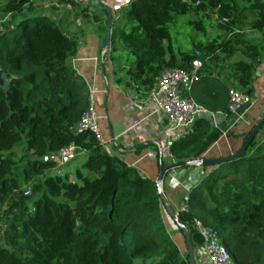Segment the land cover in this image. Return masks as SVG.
I'll use <instances>...</instances> for the list:
<instances>
[{
	"label": "trees",
	"instance_id": "trees-1",
	"mask_svg": "<svg viewBox=\"0 0 264 264\" xmlns=\"http://www.w3.org/2000/svg\"><path fill=\"white\" fill-rule=\"evenodd\" d=\"M30 8L31 0H0V264H188L165 231L154 182L91 132L74 131L89 106L70 62L78 40ZM111 22L104 55L139 98L163 68L188 71L201 54L191 98L229 115L227 90L250 95L252 60H264V0H130ZM224 70L228 79L218 77ZM210 131L194 118L170 143L171 163L195 159ZM67 145L85 155L72 178L48 158ZM156 163L166 165L159 154ZM187 197L177 214L193 249L202 244L197 220L232 264H264V138L255 134L240 157L211 167Z\"/></svg>",
	"mask_w": 264,
	"mask_h": 264
},
{
	"label": "crops",
	"instance_id": "crops-1",
	"mask_svg": "<svg viewBox=\"0 0 264 264\" xmlns=\"http://www.w3.org/2000/svg\"><path fill=\"white\" fill-rule=\"evenodd\" d=\"M130 0H89L87 5L78 7L66 5L62 0H31L29 14L43 16L56 22L65 32L78 40V47L73 59L70 60L75 72L84 80L88 90L89 104L95 110L103 149L111 156L122 160L133 167L139 175L154 182L157 173L156 154L162 157L166 165L172 159L167 149L161 150L166 142L161 134V125L153 116L143 118L146 112L136 104L139 98L133 90L125 85V76L120 70L112 72L105 48L101 47L107 27L108 15L111 19L123 15ZM84 7L85 12L79 13ZM120 20L115 25L120 26ZM112 24V22H111ZM258 33H249L250 40L255 41ZM254 73L250 80L251 94L239 110L241 117L234 121L233 115L210 113L200 109L194 118L202 117L208 121L211 131L205 138L197 156L194 158H221L235 152L248 130L264 112V60H252ZM113 73V74H112ZM219 78L228 79L229 72L224 70ZM184 135L175 132L170 135L173 142ZM256 138H264V129L256 133ZM77 165L64 169L72 178ZM68 162V161H67ZM211 169L199 165L177 167L165 172L161 191L170 205L177 212L181 205V197L200 181ZM161 217L165 231L171 234L180 254L186 252L181 233L174 230V223L169 219L161 205ZM173 233V235H172ZM194 256L197 264H206L201 245L197 246Z\"/></svg>",
	"mask_w": 264,
	"mask_h": 264
},
{
	"label": "built area",
	"instance_id": "built-area-1",
	"mask_svg": "<svg viewBox=\"0 0 264 264\" xmlns=\"http://www.w3.org/2000/svg\"><path fill=\"white\" fill-rule=\"evenodd\" d=\"M66 5L71 3L87 5L89 0H62ZM6 19V15L0 18V23ZM201 61L195 59L191 62L190 69L184 71L179 68L165 67L153 83L151 89L142 98H138L136 104L146 114L143 118L153 116L155 121L161 125V134L166 142L161 150L168 149L171 141L170 135L178 132L185 135L190 130L195 115L200 108L195 104L190 95L191 85L197 80V69ZM249 97L234 88L227 90V112L234 116V121L239 120L240 108L248 101ZM76 133L84 131L91 132L101 143L97 115L92 104H89L86 111L82 113L75 125ZM84 152L75 145H67L60 148L56 153H50L48 158L56 160L57 166L67 162L78 153ZM56 172V171H55ZM187 193L181 197V205L178 211H185ZM193 226L202 239V250L206 258V264H232L229 254L219 243L215 232L193 220Z\"/></svg>",
	"mask_w": 264,
	"mask_h": 264
},
{
	"label": "water",
	"instance_id": "water-1",
	"mask_svg": "<svg viewBox=\"0 0 264 264\" xmlns=\"http://www.w3.org/2000/svg\"><path fill=\"white\" fill-rule=\"evenodd\" d=\"M110 25H111V17H110V15H108L107 27H106L105 34L103 36L102 43H101V47L102 48L106 47L108 36H109V32H110ZM197 57H198L199 61H201V62L204 60V56L201 55V54H198ZM1 83H2V81H1V72H0V84ZM263 122H264V112L257 119V121L251 127V129L246 134V136L243 138L239 148L235 152L230 154L228 157H222V158H195V159H192V160H189V161H185V162H182V163H171V164H168V165H162L158 169L157 176H156V178L154 180L156 193L159 196V199L161 201V205H162L164 211L166 212L168 217L173 221V223L175 224L176 228L179 229V231H180V233H181V235L183 237V241H184V245H185V249H186V255H187V263L188 264H197L196 260H195V256H194L193 246H192L191 241H190L189 231L184 226V224L182 223L181 219L179 218L177 212L170 205V203L167 201V199L164 197V195H163V193L161 191V182H162V179H163V176H164L165 172H167V171H169L171 169L177 168V167H183V166H188V165H199L201 167H213V166H216L217 164L222 163V162H224L226 160H234V159L240 157L244 153L245 148L248 146V144L251 141V139L260 130Z\"/></svg>",
	"mask_w": 264,
	"mask_h": 264
},
{
	"label": "rangeland",
	"instance_id": "rangeland-1",
	"mask_svg": "<svg viewBox=\"0 0 264 264\" xmlns=\"http://www.w3.org/2000/svg\"><path fill=\"white\" fill-rule=\"evenodd\" d=\"M127 9H128V8L123 9V12H122L123 15H125ZM123 17H124V16H123ZM123 17H121V25H122V23L124 22ZM118 51H119L118 53L120 54V58H121V59L125 58V55H126V49H123L122 46H119ZM112 74H113V73H112ZM83 153H84V152H80V153H78L75 157L70 158V159L68 160V162H65V163H62V164L59 165V166H56L55 171H56L57 168H58L59 174L63 175V171H64V169L67 167V164L69 163L70 166H72V165H77V164L82 160ZM65 166H66V167H65ZM58 171H56V172H58ZM169 219H170V218H169ZM174 225H175V224H174ZM174 227H175L174 230L178 233V230H177L176 226H174ZM172 235H173V233H172ZM170 236H171V234L169 233V237H170Z\"/></svg>",
	"mask_w": 264,
	"mask_h": 264
}]
</instances>
